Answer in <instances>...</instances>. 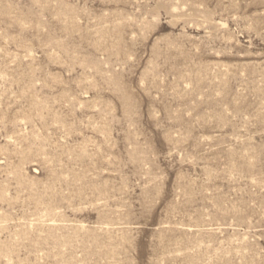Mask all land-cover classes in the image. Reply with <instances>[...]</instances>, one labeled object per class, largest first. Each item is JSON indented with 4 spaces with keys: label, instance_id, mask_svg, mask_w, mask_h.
<instances>
[{
    "label": "rangeland",
    "instance_id": "374dc122",
    "mask_svg": "<svg viewBox=\"0 0 264 264\" xmlns=\"http://www.w3.org/2000/svg\"><path fill=\"white\" fill-rule=\"evenodd\" d=\"M0 264H264V0H0Z\"/></svg>",
    "mask_w": 264,
    "mask_h": 264
}]
</instances>
